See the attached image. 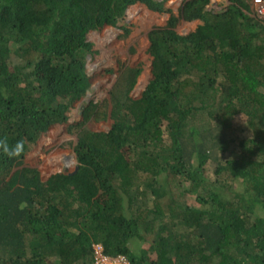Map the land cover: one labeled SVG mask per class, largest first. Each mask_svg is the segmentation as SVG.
I'll use <instances>...</instances> for the list:
<instances>
[{
    "label": "trees",
    "instance_id": "trees-1",
    "mask_svg": "<svg viewBox=\"0 0 264 264\" xmlns=\"http://www.w3.org/2000/svg\"><path fill=\"white\" fill-rule=\"evenodd\" d=\"M138 1L171 13L149 33L140 97L142 68H127L108 130L67 126L77 169L20 167L91 86L88 32L128 30ZM166 1L0 0V139L26 142L19 158L0 149V264H94V242L129 264H264V20L247 0H185L178 14ZM182 18L201 22L181 33Z\"/></svg>",
    "mask_w": 264,
    "mask_h": 264
},
{
    "label": "rangeland",
    "instance_id": "rangeland-1",
    "mask_svg": "<svg viewBox=\"0 0 264 264\" xmlns=\"http://www.w3.org/2000/svg\"><path fill=\"white\" fill-rule=\"evenodd\" d=\"M182 1L168 0L167 6L170 4L174 11L178 12ZM225 2L222 0L219 5ZM219 5L210 3V7H219ZM168 17V12L150 10L145 3L137 2L126 12L124 21L127 22L128 31L125 30V32L124 29L116 26L110 29L107 28L109 25H104L99 30L88 32L87 38L93 42L94 49L87 62V70L91 75V87L87 94L69 109L68 121L54 123L42 133L38 141L32 145L24 164L20 167L30 166L43 169V176L56 168L63 171H72L76 168L77 158L74 144L77 142L78 132H69L68 124L76 122L82 128L108 130L111 127L113 116H108L107 101L111 99L110 95L117 87V80L127 68H142L135 86L130 91V96L140 97L153 76L152 56L149 52V32L155 26L163 25ZM199 22V19L191 21L182 19L177 28L181 32H187L194 29ZM90 102L96 103V106L91 107L92 110L87 109ZM104 107L107 108V115L102 112ZM236 125L237 136L244 137L251 134L245 116H238ZM213 164L214 162L208 163L207 167V174L211 177L216 174ZM47 167L49 170L45 172L44 168Z\"/></svg>",
    "mask_w": 264,
    "mask_h": 264
},
{
    "label": "clouds",
    "instance_id": "clouds-1",
    "mask_svg": "<svg viewBox=\"0 0 264 264\" xmlns=\"http://www.w3.org/2000/svg\"><path fill=\"white\" fill-rule=\"evenodd\" d=\"M168 1V0H167ZM167 1H166V4H167ZM184 1L185 0H183L182 1V4L180 5V7H179V11L178 12H176V11H174V9L170 6V4H169V6L168 7H170L175 13H179L180 12V10H181V8H182V6H183V4H184ZM220 1H222V0H210L209 2H208V4H207V6H206V8L207 9H211V10H220V9H224V8H227V7H229L230 5H232V0H225L226 2L222 5H219L220 4ZM248 2H249V0H247ZM251 1H253V2H255V0H251ZM264 1V0H263ZM138 2H142V1H138ZM137 3V2H136ZM143 3H145V2H143ZM210 3H216V4H218L219 5V7H210ZM146 5H147V3H145ZM249 4H250V2H249ZM134 5V3L133 4H131L129 7H131V6H133ZM168 5V4H167ZM148 6V5H147ZM129 7H128V9H129ZM148 8L150 9V10H153V9H151L149 6H148ZM250 8H251V12L253 13V14H255V15H258L260 18H262L263 20H264V17H261L258 13H257V11H254L253 9H252V6H251V4H250ZM127 9V10H128ZM154 11H156V10H154ZM127 12V11H126ZM158 12H161V11H158ZM163 12H168L169 13V17H170V15H171V13L169 12V11H163ZM168 17V18H169ZM168 18H167V20H168ZM182 19H184V18H182ZM181 19V20H182ZM198 19V18H197ZM167 20H166V22H167ZM180 20V21H181ZM184 20H186V19H184ZM192 20H195V19H192ZM200 20V19H199ZM187 21H191V20H187ZM166 22L163 24V25H165L166 24ZM200 22H201V20H200ZM199 22V23H200ZM198 23V24H199ZM179 24V23H178ZM197 24V25H198ZM105 25H109V27H107V28H110V27H113V26H115V25H110V24H105ZM163 25H158V26H163ZM197 25H196V27H197ZM178 26V25H177ZM116 27H118V26H116ZM156 27V26H155ZM195 27V28H196ZM118 28H121V27H118ZM110 29H112V28H110ZM123 29V28H122ZM176 29L178 30V28L176 27ZM95 30H99V29H95ZM193 30V29H192ZM91 31V30H90ZM94 31V30H93ZM124 31H125V29H124ZM126 31H128V30H126ZM125 31V32H126ZM179 31V30H178ZM189 31H191V30H189ZM189 31H187V32H189ZM179 32H181V31H179ZM150 33V32H149ZM181 33H186V32H181ZM149 41H150V38H149ZM149 46H150V44H149ZM150 55H151V53H150ZM152 56V55H151ZM89 57V56H88ZM152 59H153V57H152ZM91 85H92V82H91ZM91 87V86H90ZM89 87V88H90ZM145 89V88H144ZM89 90V89H88ZM88 92V91H87ZM87 94V93H86ZM85 94V95H86ZM84 95V96H85ZM83 98V97H82ZM81 98V99H82ZM59 123V122H58ZM25 141L23 140V139H20V140H17L16 141V143H15V145H12V146H9L8 145V143H7V138H3V139H0V149H2L3 150V153L5 154V155H7L9 158H19L22 154H23V152H24V146H25ZM76 166H77V164H76ZM76 169V168H75ZM73 171V170H72ZM70 172V171H69ZM99 246H101V248H102V252H103V254L104 255H106V256H108L109 257V259L110 260H112V262H113V264H129L130 263V261H129V258L125 255V254H118V255H111V254H108L106 251H105V247H104V244L102 243V242H94V244H93V248H94V252H93V257H94V264H96V250H97V248L99 247ZM120 262V263H119Z\"/></svg>",
    "mask_w": 264,
    "mask_h": 264
},
{
    "label": "built area",
    "instance_id": "built-area-1",
    "mask_svg": "<svg viewBox=\"0 0 264 264\" xmlns=\"http://www.w3.org/2000/svg\"><path fill=\"white\" fill-rule=\"evenodd\" d=\"M255 2L260 4L256 9L257 13L261 17H264V1L255 0ZM96 264H113L112 260H110L108 256L103 254L101 246H99L96 250Z\"/></svg>",
    "mask_w": 264,
    "mask_h": 264
},
{
    "label": "crops",
    "instance_id": "crops-1",
    "mask_svg": "<svg viewBox=\"0 0 264 264\" xmlns=\"http://www.w3.org/2000/svg\"><path fill=\"white\" fill-rule=\"evenodd\" d=\"M249 2H250V4H251V6H252V9L254 10V11H256V9L258 8V6L260 5V4H258V3H256V2H253V1H251V0H249ZM108 37V36H107Z\"/></svg>",
    "mask_w": 264,
    "mask_h": 264
},
{
    "label": "water",
    "instance_id": "water-1",
    "mask_svg": "<svg viewBox=\"0 0 264 264\" xmlns=\"http://www.w3.org/2000/svg\"><path fill=\"white\" fill-rule=\"evenodd\" d=\"M78 168V165L76 166V169ZM72 172V171H71Z\"/></svg>",
    "mask_w": 264,
    "mask_h": 264
}]
</instances>
